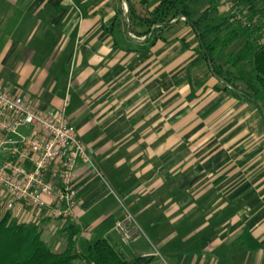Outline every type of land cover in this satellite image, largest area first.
Returning a JSON list of instances; mask_svg holds the SVG:
<instances>
[{
	"label": "crops",
	"instance_id": "obj_1",
	"mask_svg": "<svg viewBox=\"0 0 264 264\" xmlns=\"http://www.w3.org/2000/svg\"><path fill=\"white\" fill-rule=\"evenodd\" d=\"M0 1L6 2H0V85L40 112L63 111L93 161L110 174L121 170L134 178L124 192L129 201L140 196L138 216L160 202L163 217L151 245L156 255L139 246L142 264H154L163 253L170 264H264V122L255 104L225 90L217 94L212 80L204 93L208 120L195 119L205 106L198 109L194 99L180 108L178 59L163 68V60H130L134 49L115 56L123 1ZM138 2L149 4L129 0L135 15ZM171 40L162 37L152 47ZM180 109H186L181 122ZM111 157L118 162L114 168ZM77 171L72 221L80 228L76 251L84 254L79 243L92 238L83 229L86 217L105 196L92 186L95 170L79 163ZM6 196L0 190L2 202ZM13 214L38 224L54 252L64 250L65 243L53 238L62 221L28 206ZM113 220L119 223L117 215L101 214L90 222L91 231ZM116 231L104 228L102 239L118 248L124 242ZM139 237L131 244L137 246Z\"/></svg>",
	"mask_w": 264,
	"mask_h": 264
},
{
	"label": "trees",
	"instance_id": "obj_2",
	"mask_svg": "<svg viewBox=\"0 0 264 264\" xmlns=\"http://www.w3.org/2000/svg\"><path fill=\"white\" fill-rule=\"evenodd\" d=\"M190 0H161L152 16L143 20L147 30L146 42L153 46L160 38L158 29L185 17L194 31L201 56L212 75L222 82L224 90L237 99L258 105L264 111V0H231L235 8L217 24L213 15L220 0H208L207 8L199 15L189 8ZM129 4V0H127ZM130 14H133L129 4ZM234 21V22H233ZM160 26L152 31L153 27ZM236 41L242 46L228 58L226 71L217 63L218 55ZM242 83L246 90H239ZM80 228L72 220L63 222L58 235L65 242L62 252H54L42 239L36 223H21L13 211L3 210L0 200V264H142V258L126 260L108 240L99 239L86 254L76 251Z\"/></svg>",
	"mask_w": 264,
	"mask_h": 264
},
{
	"label": "rangeland",
	"instance_id": "obj_3",
	"mask_svg": "<svg viewBox=\"0 0 264 264\" xmlns=\"http://www.w3.org/2000/svg\"><path fill=\"white\" fill-rule=\"evenodd\" d=\"M120 1H123L125 9L122 11L123 14L121 13L122 16L116 17L117 30L115 32V56H120V52L128 53L134 49V53L136 54H134L133 57H130V60H163V68L166 67V62L169 60L178 59L180 62L174 72H178L177 76L180 108L182 106L188 105L187 99H194V104L196 107L198 106V109L205 106L203 111L206 109L208 110L209 103L207 100L205 101L207 97L204 96V93L207 88L212 87L208 86L207 84L214 80L213 82L216 83L213 87V90H215L217 94L224 90V85L212 75L209 65H207V63L202 58L197 37L194 31L185 23V17L174 21L167 27L165 26L162 29H158V32L155 33L159 38L163 37L172 39L174 41L171 40L169 44H164L162 48L160 46L152 47L150 42H146L147 36L143 35V33L147 30L146 26L143 24V20L152 16L155 8L159 5L161 0H146V2H149V4H141L139 2L135 4L138 6L136 12H139V15H135L134 13L131 15L128 2L126 6L124 0ZM0 2L2 4L6 3L5 1ZM187 4L189 8L194 10L193 13L195 15H199L207 8L208 0H190ZM217 10L218 11L213 15V18L217 24L221 23L223 18L232 11L231 8H227L222 4L218 5ZM126 11H128L127 20L124 16ZM6 20L8 21L7 24H11L14 21V19L10 17L6 18ZM159 27L160 26L153 27L152 31ZM241 46L242 42L236 41L230 48L222 51L218 55L217 63L223 67L224 71L230 68L228 58L237 53ZM125 53L123 55L126 57ZM126 77L128 79L130 74L126 75ZM237 86L239 90H246V87L242 83L238 84ZM240 101L245 105L254 104L253 102L250 103L244 99H240ZM215 105H217V102ZM256 106L260 110V113L258 114L259 120H261L263 123L264 113L261 111L258 105ZM206 112H202V110L200 112H196L197 114L195 113V119L198 121L208 120V115H206ZM178 116L179 122L186 120V109H180ZM181 149L182 148L180 147V150ZM107 159L109 160L108 163L112 164L113 168L118 165V162L114 158L111 157ZM93 163L96 167V172L94 173V178L92 179V186L97 191H99V198L104 196L105 198L102 202L98 203V205L94 206L90 210L89 216L86 217V224H84L83 229L84 232L92 236V238L90 242L86 241L87 237L86 240L81 238L82 241L79 244L83 245L82 252L86 254L88 248L95 241L105 238L103 236L104 228L116 226L115 220H113L115 222L108 221L104 223V225L100 226V228H96L94 232L91 231V226L93 223L90 222L95 221L101 214H115L119 219V223H125L128 218L131 219L130 227L137 229L132 231V233L137 235V232L139 231L140 237L138 243L136 244L137 246H135V244H131L133 242L131 241L129 243L130 245L128 244L129 246L124 245L126 244L124 243L123 246L120 245L118 248H114L118 252L122 253L126 260H132L138 257L139 246L150 247V249L155 254L154 248L151 245H153L155 240L154 232H156V229L159 226L156 223H158L159 219H162L163 217L161 208H159L160 202H152L150 207L145 210V214L143 216H138V207L139 205H142L141 200H139L140 196L134 194V200H136V202L133 201V198L129 201L127 199V195L124 192L128 186H131L132 179L134 178L128 177L126 179L125 172L121 170H117L115 173L114 170L113 174H110L108 171L104 170L103 167L95 160ZM171 195L172 194H169L168 197L165 196L163 198V205L166 204L167 199L171 198ZM120 234L123 237V234ZM53 238L60 240L63 244L65 243L56 235H53ZM158 256L159 257L156 256L154 259V264H170V259L167 254L163 253L162 256Z\"/></svg>",
	"mask_w": 264,
	"mask_h": 264
},
{
	"label": "built area",
	"instance_id": "obj_4",
	"mask_svg": "<svg viewBox=\"0 0 264 264\" xmlns=\"http://www.w3.org/2000/svg\"><path fill=\"white\" fill-rule=\"evenodd\" d=\"M234 9L231 0H220ZM96 169L88 147L63 111L36 110L0 85V190L5 211L28 206L62 222L75 215L78 164ZM131 219L117 223L123 242L137 240Z\"/></svg>",
	"mask_w": 264,
	"mask_h": 264
},
{
	"label": "water",
	"instance_id": "obj_5",
	"mask_svg": "<svg viewBox=\"0 0 264 264\" xmlns=\"http://www.w3.org/2000/svg\"><path fill=\"white\" fill-rule=\"evenodd\" d=\"M124 2L126 3V6H127V0L126 1L124 0ZM125 18L127 20V18H128V11H126ZM181 18H182V16L179 19H181ZM263 113H264V111H263Z\"/></svg>",
	"mask_w": 264,
	"mask_h": 264
}]
</instances>
